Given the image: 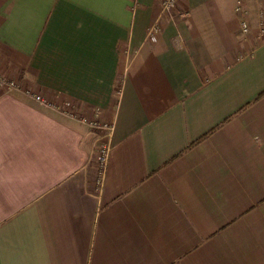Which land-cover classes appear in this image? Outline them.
Instances as JSON below:
<instances>
[{
    "label": "crops",
    "instance_id": "obj_1",
    "mask_svg": "<svg viewBox=\"0 0 264 264\" xmlns=\"http://www.w3.org/2000/svg\"><path fill=\"white\" fill-rule=\"evenodd\" d=\"M237 2L0 0V264H264V8Z\"/></svg>",
    "mask_w": 264,
    "mask_h": 264
},
{
    "label": "built area",
    "instance_id": "obj_2",
    "mask_svg": "<svg viewBox=\"0 0 264 264\" xmlns=\"http://www.w3.org/2000/svg\"><path fill=\"white\" fill-rule=\"evenodd\" d=\"M180 0H162L161 4V13L163 15H171L173 11L177 8V5ZM244 3L242 0H238L236 5V11L238 13H244ZM241 29L244 33H248L251 29V24L249 19L247 17H243L241 19ZM160 31V24L157 20L153 24L150 25L147 31V36L149 38L156 40L157 34ZM261 32H264V26L261 27ZM0 87H4L7 90L17 89L20 87L17 80H14L12 78H9L3 74L0 73ZM37 100H39L41 103H47L45 99H43L40 95L36 96ZM84 121H87V118H83ZM90 124L93 126H97L105 130L102 138H105L99 145L98 154L96 156L97 160V190L99 191L103 186L104 177L107 170V164L109 160V154L112 148V131H113V125L109 123L99 124L96 121H91Z\"/></svg>",
    "mask_w": 264,
    "mask_h": 264
},
{
    "label": "rangeland",
    "instance_id": "obj_3",
    "mask_svg": "<svg viewBox=\"0 0 264 264\" xmlns=\"http://www.w3.org/2000/svg\"><path fill=\"white\" fill-rule=\"evenodd\" d=\"M250 5H252V9H253V12H256L257 10L259 9H262L264 8V0H247ZM244 3H247L246 0H243ZM3 89H6L4 87H1ZM13 90V89H12ZM105 138H101L100 141H99V144L104 140ZM101 145V144H100ZM98 149H99V145H98ZM97 154H98V151H97ZM97 156V155H96Z\"/></svg>",
    "mask_w": 264,
    "mask_h": 264
}]
</instances>
